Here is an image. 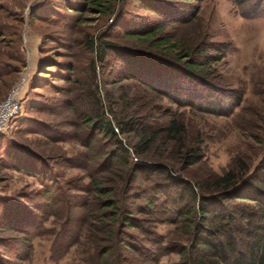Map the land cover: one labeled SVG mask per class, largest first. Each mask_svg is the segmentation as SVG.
Here are the masks:
<instances>
[{"label":"trees","instance_id":"obj_1","mask_svg":"<svg viewBox=\"0 0 264 264\" xmlns=\"http://www.w3.org/2000/svg\"><path fill=\"white\" fill-rule=\"evenodd\" d=\"M202 1L184 0L190 7L194 2ZM77 2L66 0V6L81 15L92 11L105 17V29L82 31L85 34L81 37L72 35L69 41L66 40L68 49L83 47L94 55L89 62L90 78L81 83L76 77L66 78L78 87L70 99L53 106L77 112L84 131L73 136L70 131L47 123H41L39 130L48 142L77 139L85 151L62 158L63 155L42 156L33 151L27 155L25 146L18 147L24 150L23 154L7 150L10 165L35 177L41 187L31 193V198L22 195L29 202L27 204L18 198L0 197L3 205L1 219L10 229L27 234L30 229L41 228L46 220L55 217L59 227L51 229L54 239L50 258L54 261L64 257L85 237L84 245L96 240L93 246L89 244L86 248L90 264H123L125 259L128 260L127 253L132 251L141 256L153 251L155 264H161V259L172 253L179 259L167 264H264V156L253 167L237 159L212 179L194 181L185 172L201 163L204 156L198 146L181 142L178 167L162 160L142 158L164 132L169 140L182 141L183 127L178 120L173 119L167 127H159L140 117L109 118L98 94V65L116 61L114 69L118 71L115 73L123 79H135L180 106L230 116L242 103L243 93L222 88L208 69L211 62L219 60L211 53L218 51L219 46L207 38L191 46L173 41L171 36L161 35L167 21H133L134 25H131L128 17L132 2L157 12L161 17L165 12L178 16L162 3L158 5L151 0ZM235 4L244 17L264 15L261 11L264 0H235ZM245 5L248 8H244ZM44 6L49 14L47 18L55 17V3L48 0ZM0 11H4L1 5ZM180 11L182 15L187 14L182 9ZM191 11L196 13V9ZM36 12H31L32 20L41 18ZM59 22L54 21L57 26ZM81 22L71 21L73 26L70 28ZM115 28H121L126 37L146 44L147 49L132 48L109 39V30ZM6 34L18 36L17 32L8 31L7 26L0 23V43ZM58 65L51 56H45L41 58L37 71L45 80L44 74L51 73L49 68ZM66 69L72 72L77 67L72 64ZM2 70L4 67L0 63V73ZM53 106L44 109L51 110ZM69 124L73 126L74 122ZM62 166L84 170L85 174L67 178L59 169ZM106 172L117 179H107L104 177ZM86 179L89 181L85 182ZM38 198L41 200L36 202ZM22 222L30 229L22 228L23 225H19ZM165 223L177 226L179 240H167L155 230L156 225ZM94 230L103 231L104 235L91 239ZM139 235L142 238L139 239ZM37 236L31 235L30 241ZM127 238L141 242L131 244ZM145 243L153 247H146ZM2 244L0 239V262L8 264L11 260L2 254L1 249L6 246ZM28 257L29 254L24 253L17 256L20 260Z\"/></svg>","mask_w":264,"mask_h":264},{"label":"rangeland","instance_id":"obj_2","mask_svg":"<svg viewBox=\"0 0 264 264\" xmlns=\"http://www.w3.org/2000/svg\"><path fill=\"white\" fill-rule=\"evenodd\" d=\"M47 1L0 0V5L4 7V11H0V23L6 25L8 31L18 33V36L6 34L0 43V63L4 67L0 73V102L20 83L22 76H26L27 79L22 96L21 114L11 122L8 131L0 135V197L18 198L21 203L26 204L29 202L23 199L22 195L33 197L31 193L40 189L41 184L35 177L10 165L6 158L7 150L23 154L24 150L18 147L25 146L27 148L24 153L27 155L30 154L29 151H33L42 156L63 155L62 158L85 151L77 139L59 143L48 142L39 129L41 123H47L63 131H70L73 136L84 131V124L82 125L81 120L77 118V112L53 105L70 99L78 87L75 82H70L66 78L76 77L80 83L90 78L89 62L94 55L83 47L79 50L76 47L68 49L66 46L69 39L72 35L81 37L86 31H103L106 21L105 17H99L92 11L81 15L79 12L69 10L66 0H52L57 10L54 11L55 17L47 18L49 14L45 12L47 8L44 6ZM153 1L158 5L161 3L167 5L178 16L174 14L176 17H173L172 14L165 12V16L161 17L157 12L146 10L145 7L132 2L128 17L131 25H134L133 21V23L167 21L161 35L171 36L173 41L191 46L207 38L216 43L219 50H213L211 53L218 56L219 60L211 62L208 69L213 72L215 82L222 88L241 91L242 103L230 116L192 110L172 102L157 91H150L146 85L135 79H123L117 72L115 73L118 71L114 69L117 62L107 61L103 66L99 64L97 68L98 94L102 97L104 109L109 112L107 116L140 117L156 123L155 125L159 127H167L173 119L178 120L183 127L182 141L169 140L167 133L164 132L142 158L162 160L178 167L180 144L198 146L204 157L199 165L185 172L194 181L212 179L226 171L237 159H242L251 167L255 166L264 156V15L244 17L235 0H203L200 3L194 2L191 4L192 7L184 0H151ZM245 7L248 8L247 5ZM261 8H263L261 11H264V5ZM178 9L187 14L182 15ZM192 9L194 11L196 9V13L192 12ZM34 10L41 18L31 19V12ZM134 15L142 18L132 19ZM168 16L170 18H167ZM54 21H60L59 26L55 25ZM71 21L82 22L71 29L73 26ZM107 35L109 39L132 48L147 49V45L136 38L126 37L121 28L110 29ZM51 39L57 41H50ZM45 56H51L59 65L50 67L51 73L44 74L46 78L43 80L37 69L41 58ZM110 60L113 59L110 57ZM72 64L77 67L76 71L66 69ZM48 105L53 108L44 109ZM70 121L74 122L73 126H70ZM97 162L100 163V160L97 159ZM16 164L20 165L17 160ZM59 169L65 172L67 178L85 174L84 170L77 168L62 166ZM104 177L117 179L110 172H106ZM40 200L41 198H38L36 202ZM2 211L3 205L0 204V214ZM56 222V218L52 217L46 220L41 228L33 229L25 222L19 223L23 225L22 228L31 230L25 234L21 230L10 229L0 217V239L2 245H6L1 252L7 260H11L8 264H90L86 248L91 241L84 245L85 237L81 240L82 243L73 246L60 260L54 261L50 258L54 239L51 229L59 227ZM176 227L165 223L156 225L155 230L166 236L167 240H179L180 231ZM97 230H94L95 234L91 239L104 235L103 231ZM34 234L38 236L30 241L31 235ZM138 237L142 238L141 235ZM128 241L131 244L141 242L132 238H127ZM95 243L96 240H92V244ZM145 245L153 247L150 243ZM23 253L29 254L28 259L17 258ZM145 255L141 256L134 251L128 252V260L125 259L123 264H155L153 251H148ZM178 259L179 256L172 253L164 256L160 263L167 264Z\"/></svg>","mask_w":264,"mask_h":264},{"label":"built area","instance_id":"obj_3","mask_svg":"<svg viewBox=\"0 0 264 264\" xmlns=\"http://www.w3.org/2000/svg\"><path fill=\"white\" fill-rule=\"evenodd\" d=\"M26 76H22L20 83L14 86L7 97L0 102V134L8 131L11 122L20 114L22 96L26 85Z\"/></svg>","mask_w":264,"mask_h":264}]
</instances>
